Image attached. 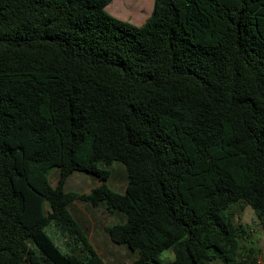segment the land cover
Listing matches in <instances>:
<instances>
[{
    "label": "trees",
    "instance_id": "trees-1",
    "mask_svg": "<svg viewBox=\"0 0 264 264\" xmlns=\"http://www.w3.org/2000/svg\"><path fill=\"white\" fill-rule=\"evenodd\" d=\"M111 2L0 0V264H106L75 201L128 264H260L232 210L264 232V0H153L139 26ZM74 172L98 185L65 191Z\"/></svg>",
    "mask_w": 264,
    "mask_h": 264
},
{
    "label": "rangeland",
    "instance_id": "rangeland-1",
    "mask_svg": "<svg viewBox=\"0 0 264 264\" xmlns=\"http://www.w3.org/2000/svg\"><path fill=\"white\" fill-rule=\"evenodd\" d=\"M152 6L153 0H112L105 7V11L116 19L139 26L150 15ZM57 178L58 170H54L49 176L52 186L56 184ZM125 184L126 175L124 168L120 164H114L107 185L121 193ZM97 185L98 181H95L90 175L74 172L67 178L64 189L75 193H87ZM69 209L83 227L91 245L106 264H128L134 258V255L126 248L112 243L105 235L103 228L116 223L118 220L106 212L103 206L93 208L84 202L75 201ZM232 212L234 213V223H240L248 233L240 242L242 251L245 248H252L259 263L264 264V232L259 227L252 209L244 204H239ZM45 232L57 249L62 254H66L70 242L64 236V233L54 225L47 226ZM168 256L170 257L171 253L165 252L162 255V259L169 260Z\"/></svg>",
    "mask_w": 264,
    "mask_h": 264
},
{
    "label": "crops",
    "instance_id": "crops-1",
    "mask_svg": "<svg viewBox=\"0 0 264 264\" xmlns=\"http://www.w3.org/2000/svg\"><path fill=\"white\" fill-rule=\"evenodd\" d=\"M76 219V218H75ZM77 220V219H76ZM79 223V222H78ZM80 224V223H79ZM81 225V224H80ZM82 227V226H81ZM83 228V227H82ZM84 230V229H83ZM106 235V234H105ZM87 236V235H86ZM87 238H88V236H87ZM88 240H89V238H88ZM110 241V240H109ZM89 242H90V240H89ZM91 244V243H90ZM92 246V245H91ZM93 247V246H92ZM94 248V247H93ZM94 250L96 251V249L94 248ZM168 259L169 260H172V254H171V256L169 257L168 256Z\"/></svg>",
    "mask_w": 264,
    "mask_h": 264
}]
</instances>
